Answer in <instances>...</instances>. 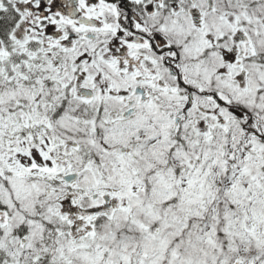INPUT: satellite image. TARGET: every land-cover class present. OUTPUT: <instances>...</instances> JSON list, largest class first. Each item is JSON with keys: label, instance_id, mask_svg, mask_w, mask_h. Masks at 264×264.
Returning <instances> with one entry per match:
<instances>
[{"label": "snow or ice", "instance_id": "1", "mask_svg": "<svg viewBox=\"0 0 264 264\" xmlns=\"http://www.w3.org/2000/svg\"><path fill=\"white\" fill-rule=\"evenodd\" d=\"M0 264H264V0H0Z\"/></svg>", "mask_w": 264, "mask_h": 264}]
</instances>
